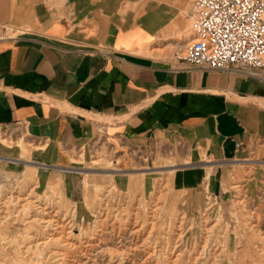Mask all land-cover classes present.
<instances>
[{
  "label": "crops",
  "instance_id": "1",
  "mask_svg": "<svg viewBox=\"0 0 264 264\" xmlns=\"http://www.w3.org/2000/svg\"><path fill=\"white\" fill-rule=\"evenodd\" d=\"M145 1L0 0V128L23 127L35 143L31 148L22 139L20 154L0 143V156L33 155L62 178L71 200L83 196L79 173L60 168L72 167L71 151L85 148L101 129L91 113L125 117L103 125L122 170L100 171L116 176L140 162L143 168L135 169L147 175L146 188L152 170L175 172V164L161 159L153 169L144 165L157 151L190 160L180 167L192 172L177 181L183 176L180 183L196 193L212 174L204 166L264 154V67L248 76L188 67L176 55L153 52L155 29L169 15Z\"/></svg>",
  "mask_w": 264,
  "mask_h": 264
},
{
  "label": "rangeland",
  "instance_id": "2",
  "mask_svg": "<svg viewBox=\"0 0 264 264\" xmlns=\"http://www.w3.org/2000/svg\"><path fill=\"white\" fill-rule=\"evenodd\" d=\"M154 1L169 18L155 29L157 49L153 52L176 55L185 50L184 43L194 39V0ZM15 32L18 31L12 35ZM89 116L100 119L101 129L85 144V148L71 151L74 158L83 161L76 170L83 192L81 201L67 196L62 178L47 170V164L36 162L33 155L31 158L18 157L22 144L18 140L24 139L31 148L35 146L34 141L28 138V130L26 132L22 127L18 132L0 128L8 138L6 143H0L19 149L16 160L36 162L16 165L3 161L13 162L15 157L0 156V187L11 183L24 190L38 177L40 188L36 193L41 198L52 200L63 214L76 210L78 216L88 217L98 204L105 203L112 209L99 238L88 246L85 243L81 248H70L63 264H264V154L255 153L251 161L239 164L219 168L204 166L201 169L205 175L208 168L212 174L208 179L207 175L204 176L203 189L196 193L189 184L180 183L183 176L181 181H177L178 174L192 172L180 167L192 165L190 160L180 161L173 152L164 154L157 151L150 164L146 161L144 165L153 169L158 167L155 163L161 159L168 165L175 164V172L157 173L152 170L150 185L146 188L147 175L135 169L143 168L140 162H135L134 169L116 173V176L100 171L106 168L122 170L116 164L120 159L105 141L103 125L125 117L112 115L108 119L97 113ZM98 151H103L109 159L100 156ZM95 159L99 160L97 164L93 163ZM208 159L206 157L204 162L208 163ZM87 171L92 172L90 177ZM88 186L90 190L86 189ZM16 210L15 205L10 206L9 216L0 223V264H40L42 258L24 257L19 250L18 240L26 235L29 224L23 222L26 215L18 216ZM202 220L207 221L204 225L208 229L212 226L209 234L203 231ZM180 232L183 234L181 240L178 238ZM43 260L47 261L44 264H61L55 258Z\"/></svg>",
  "mask_w": 264,
  "mask_h": 264
},
{
  "label": "built area",
  "instance_id": "3",
  "mask_svg": "<svg viewBox=\"0 0 264 264\" xmlns=\"http://www.w3.org/2000/svg\"><path fill=\"white\" fill-rule=\"evenodd\" d=\"M192 12L195 38L176 54L178 60L193 68L260 75L264 0H194Z\"/></svg>",
  "mask_w": 264,
  "mask_h": 264
},
{
  "label": "bare ground",
  "instance_id": "4",
  "mask_svg": "<svg viewBox=\"0 0 264 264\" xmlns=\"http://www.w3.org/2000/svg\"><path fill=\"white\" fill-rule=\"evenodd\" d=\"M0 141L2 143H6L8 141V138L4 136L3 132H0ZM20 141L22 140H18L19 143ZM45 148L46 147L43 146L38 149L42 150ZM72 156L73 155H71L73 162L72 167L62 168L63 171H76L79 169V164L83 161ZM2 158H0V161ZM20 162L31 164L36 163L34 160H13V163L15 164ZM98 162V159L93 161L94 164H97ZM37 179L33 184L29 182V184L24 187V190L17 188L11 183L0 187V223L2 221L4 222L9 216L10 206L15 205L17 207V215L19 216L24 213L26 216L23 219V222L29 224L28 229H26V235L20 237L18 240L21 254L24 257L34 258L35 260L37 258H42L40 264L47 262L43 260L44 258H46V260L55 258L63 264L69 255L68 251L70 248L75 250L84 246L85 243L88 246L90 242L99 238L98 236L100 235V232L105 229V222H107L105 219H108V217L112 214V209H110V206L105 203L104 205L98 204V207L92 209L91 215L88 217L83 215L78 216L79 212H76V210H70L63 214L58 208L59 206H55L52 200L41 198V196L36 193V189L40 188V181ZM109 192L111 193V191ZM180 218L183 219L182 217ZM202 223L203 231L208 233L212 229V226L208 229L207 226H205L207 225V221L202 220ZM183 224L184 221L182 220V225ZM184 230L185 229H183L182 232H184ZM182 232L178 235L180 240L183 239ZM41 254L43 255L42 257Z\"/></svg>",
  "mask_w": 264,
  "mask_h": 264
}]
</instances>
